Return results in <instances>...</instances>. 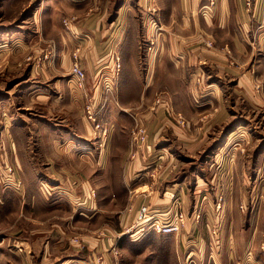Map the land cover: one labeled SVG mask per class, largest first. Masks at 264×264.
Returning <instances> with one entry per match:
<instances>
[{
	"label": "rangeland",
	"instance_id": "rangeland-1",
	"mask_svg": "<svg viewBox=\"0 0 264 264\" xmlns=\"http://www.w3.org/2000/svg\"><path fill=\"white\" fill-rule=\"evenodd\" d=\"M35 1L26 6L22 15L11 18L0 8V27L16 28L21 23L27 31L35 29L29 23ZM123 1L111 0L108 18L115 15L116 7ZM136 2L128 1L129 10L124 17L150 18L149 24L139 26L144 42L148 41L137 53L142 57L134 59L140 65L141 80L121 83L117 73L111 71L106 77V73L98 72L113 59L115 51L109 47L94 77L85 70L87 82L80 87L72 64L75 52L80 53L81 48L75 44L72 49L64 47L57 41L58 30L54 36V31L45 32L44 28L41 39L38 36L24 47L13 44L16 35L6 34L7 40L0 42V264L24 261L18 256L21 219L25 221L22 228L26 229H22L21 245H26L27 251L28 245H44L47 240L39 235L34 238V228L51 229L47 236L54 237L60 233L59 225L61 233L65 234V229L72 233V245L84 249L85 245H95L97 238L100 245L109 246L116 244V235L126 237L122 233L139 206L131 200L124 184L125 170L119 169L117 162L110 170L112 185L96 186L90 189L92 198L74 196L73 201H62L60 207L51 208L57 200L50 198L44 202L46 212L42 217L47 219L40 224V212L36 213L33 198L34 183L38 185L41 178L50 177L46 172L49 147L45 132L56 127L75 136V142H88L90 161L94 163L100 157V145L111 131L119 137V152L145 148L154 153L162 149L178 155L186 173L194 175L192 170L197 168V185L194 181L192 186L197 189V201L190 200L187 207L182 202L186 225L174 233L150 232L160 236L152 234L142 245L131 244L133 240L126 237L131 241L121 245L119 264H264V46L261 53L256 38L244 40V46L255 51L240 54L234 40L240 42L242 38L227 33V27L231 32L240 27L233 15L227 14L222 0H148L147 9ZM254 3L255 0H245L248 10L255 9ZM250 16L259 21V26L252 24L249 30L262 32V46L264 7L258 8L255 15L250 12ZM70 21L69 17L58 19L60 31L63 27L68 29ZM145 47L163 52L148 83L142 73ZM82 56L79 54L83 67ZM116 62L120 63L118 59ZM34 79L43 87L41 94L29 86ZM61 95L64 98L54 102ZM91 103L98 110V121L107 128L106 134L89 118ZM153 153L151 156L157 152ZM130 156H135L134 151ZM81 161L58 170L70 173L74 180L81 175L101 178L99 163L89 166ZM41 173L49 176L40 177ZM158 173L156 169L153 172L155 176ZM46 182L36 187L38 193L44 195L54 189ZM82 187L80 184L73 188L81 194ZM195 205L197 219L190 216ZM192 221L197 223L196 233L186 230ZM229 229L241 232L231 235ZM3 231L10 233L9 245L1 244ZM235 241L250 245L249 250L234 249L231 255L228 250L221 251V245ZM8 246L10 249L5 250ZM3 247L7 253L4 263ZM112 248L113 253H120L117 245ZM106 253L100 264L115 261V254L109 250Z\"/></svg>",
	"mask_w": 264,
	"mask_h": 264
},
{
	"label": "crops",
	"instance_id": "crops-1",
	"mask_svg": "<svg viewBox=\"0 0 264 264\" xmlns=\"http://www.w3.org/2000/svg\"><path fill=\"white\" fill-rule=\"evenodd\" d=\"M128 1L129 0H124L121 2V4L116 7L115 15L108 18L111 0H36L34 3V5H36L31 8L29 13V23L32 22L31 24L35 26V29L32 31H27L26 25L23 27V24L21 23L17 24L16 28L0 27V42L7 40L5 36L6 34L10 37L11 35H13L12 37L16 35L14 37L13 44H18L19 46L24 47L31 41L34 42L38 36L39 39H41L44 33V28L45 32H47V30L48 32L54 31V36L58 30L60 34L58 36L56 35L58 37L57 41L62 42L64 47L72 49L75 45L80 46L81 49L79 52L81 51L80 54L81 56L83 55L81 57V63L88 76L92 75L94 77V74L101 67L100 65H102V60L104 58L102 56L104 55L107 48L112 47L115 51H113L114 53L112 61L102 66L98 72L101 70L102 73H106V77L110 76L111 71L116 73V59H118L121 63V70L117 73V78H119L121 83H127L128 81L133 82L138 79L141 80V71L139 69L140 65H138L134 59H139L138 57H142V54L139 56L137 53L143 50L144 44L146 41H148L146 39L144 42L145 37L143 36L139 26L144 27L147 25V23L149 24L150 18L147 17L145 18L146 20H141L135 19L133 17H124V12L129 10ZM222 2L223 5L226 6L225 8L227 10V14L233 15L235 24L237 27H240V29H237L234 32H231L227 27V33H232L242 38V42L234 40L235 43H237L240 54H248L255 51L249 50V48L245 47L243 43L245 41L249 42L253 38L257 39L259 46L258 49L262 53V48L264 46V44L261 46L262 32H250L249 27L252 24H257L259 26V21L252 19L250 12L254 13L255 15L258 8L260 9L261 6L264 7V0H255V9L251 8L252 11H250L251 9L248 10L246 8L245 0H222ZM31 3L32 0L29 1V4L27 3V0H0V8L2 11H4L6 17L11 18L16 14L22 15L23 11L26 9V6H30ZM137 3L139 6H143L146 9L148 8V0H137L136 4ZM63 17L71 18V23L68 29L63 27L60 31L59 28H61V24H59L57 20ZM137 27H139V29ZM243 27L246 28V30H243ZM148 37L150 38V36ZM146 46L149 47V44ZM145 49L146 53L143 56L145 61V69L142 70V73L145 74V81L148 83L153 78L155 62L162 57L163 52H154L153 47H151L149 50L147 47H145ZM107 64L110 65V67H106ZM98 75L99 74H97V76ZM38 81V79H34L31 81L29 86L34 90H38V94H41V92L44 90L43 87L38 84ZM35 82H37V84H35ZM85 82H87V79ZM62 98H64L63 95L56 97L54 102H57ZM70 99L72 100L73 98ZM45 135V143H48L49 147L46 161V172L50 175V177L48 179L46 178L45 180L44 178H41L38 185H41L42 187V185L47 181L48 183H46L50 184V186L54 189H51L49 193L43 195L41 191L40 193L37 192L38 185L36 181L34 183L35 193L33 198L35 199L36 213H38V210L40 212V224H43L47 219H43L42 217L46 212L44 205L45 201L49 200L50 198H55L57 203L55 206L51 207L55 208L62 206V201H73L74 196L87 200L92 198L93 196L90 193V189L100 185H112L110 170L115 168L112 164L117 162L119 164V169L123 167L125 170L127 178H124V184L126 182V187L129 188L131 200L134 199L135 203H139L138 205L147 204L151 212L162 211L166 214L169 213V209L172 208V203L176 199L182 200L183 206L186 207V203H188L190 200L194 202L197 201V189L195 186V189H192L194 181H196L197 185V168L195 166L192 170L194 171V175L186 173L184 164L179 163L181 160L175 153H168L161 149L156 150L155 152L157 153L154 156H151L153 151H147L145 148H138L136 151L135 149L130 148V150H128V152L126 151V153L122 151L119 152V137L117 136V133L110 131L107 139H105L101 145L99 144L100 157L96 163H99V168L102 175L101 178L97 180L95 178L81 175L80 178L74 180L73 177H69L71 175L70 173H63L58 169L63 171L64 166H71L74 163L78 164L80 160H82L81 162L87 163L89 166H91V163L93 164L94 162L90 161V145L88 146V142L83 140H80L81 142H75V136L71 135V133L69 134L66 132V130H59L58 127L46 131ZM81 138L85 137L82 136ZM162 148H164V150L166 149V147ZM133 151L135 156L131 157L130 154ZM158 154H164V157L162 158L164 161L161 160L159 156H157ZM84 158H87L88 160L86 161ZM156 161L162 162L160 164H162L163 169H159V164H156ZM96 163H94L92 166H95ZM154 166L155 169L159 171L158 176L153 174L155 170ZM48 174L44 176L41 173L40 177L49 176ZM74 181L76 183H74ZM80 184L83 186L81 189V194H77L75 192L77 189L74 190L73 187L74 185L78 186ZM120 184L121 183L119 182L117 185ZM116 193L117 192H115V195H117ZM100 194L101 193L98 192V199H101ZM230 196L231 194L228 192L227 197ZM38 203L40 206L39 208ZM194 209H197V205H195ZM99 212L100 211H97V213ZM191 215L193 214L191 213L190 216ZM37 217L35 216V219ZM22 223L25 225L24 219H21V223L19 221V228L21 224V230L18 229V249L21 252L18 254V256L24 259L22 264H100V260L107 256V250H109V252H111L114 256L112 251L113 246L117 245V247L120 248L123 245H129V242L131 241L130 239L126 238L127 236L123 238L119 235H116V244L106 246L100 245L99 238H97L98 241L95 245H85V248L82 249V247L79 245H72L73 243L69 239L72 233L68 232L67 229H65V234L61 233V229L59 230V228L62 227L61 225H59L58 228L60 233L54 237L53 235L47 236V233L49 234L52 232L51 229L36 227L34 228V238L39 235L40 239L46 237L47 240L44 241V245H28L27 251L26 245H21L22 238L20 236H22V231L26 230L24 226L22 228ZM186 230L187 232L192 230L194 233H196L197 223L193 221L190 222L189 228ZM228 232L231 235L239 234L241 230L232 231V229H229ZM149 234L140 240H133L130 243L142 245L143 243H147L149 239L152 238V234L154 237L160 236L158 234L154 235L155 233ZM23 235L25 236V233H23ZM99 235L100 233L97 234L98 237ZM9 236L10 233H4L3 231L1 241L3 246L9 245ZM23 243H25V238H23ZM220 247L221 251L225 253V251L228 250L229 254L231 255V251L234 249H240L239 251L242 252L248 251L250 245H240L235 241L232 244L221 245ZM6 249H10L9 246L7 248L5 247V250ZM91 251L92 253L90 254ZM6 255L7 253L4 252L3 247L1 254L3 263L5 262L4 259L6 258ZM121 257L122 249L120 248L119 258L121 259ZM220 259L222 258H219V260ZM216 260L217 258L215 261Z\"/></svg>",
	"mask_w": 264,
	"mask_h": 264
},
{
	"label": "built area",
	"instance_id": "built-area-1",
	"mask_svg": "<svg viewBox=\"0 0 264 264\" xmlns=\"http://www.w3.org/2000/svg\"><path fill=\"white\" fill-rule=\"evenodd\" d=\"M79 54L75 52V62L72 64V73L80 87L84 86L86 81L85 69L80 64ZM121 64L116 62V73L120 71ZM107 80V79H105ZM98 110L95 105L91 103L88 106L89 118L93 120L96 127L103 130V133H107L106 126L103 127V123L97 119ZM164 154L159 155L162 159ZM159 168L163 169L162 164H159ZM169 213L151 212L147 204H141L137 206L132 214L130 224L124 229L122 234H126L127 237L132 240H138L147 236L150 232H156L159 234L179 232L187 223V213L182 206V201L176 199L172 203V208L169 209ZM192 217L197 219V209H194ZM115 250V249H114ZM115 261L112 264H119V251L115 250ZM117 257V258H116Z\"/></svg>",
	"mask_w": 264,
	"mask_h": 264
},
{
	"label": "bare ground",
	"instance_id": "bare-ground-1",
	"mask_svg": "<svg viewBox=\"0 0 264 264\" xmlns=\"http://www.w3.org/2000/svg\"><path fill=\"white\" fill-rule=\"evenodd\" d=\"M241 127H243V126H241Z\"/></svg>",
	"mask_w": 264,
	"mask_h": 264
}]
</instances>
